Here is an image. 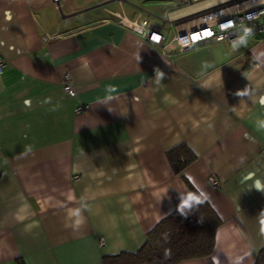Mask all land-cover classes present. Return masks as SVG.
Here are the masks:
<instances>
[{
	"label": "crops",
	"instance_id": "1",
	"mask_svg": "<svg viewBox=\"0 0 264 264\" xmlns=\"http://www.w3.org/2000/svg\"><path fill=\"white\" fill-rule=\"evenodd\" d=\"M67 1L0 0V264L134 254L194 194L220 226L209 257L180 264H254L264 249V41L167 59L117 26L109 13L119 12L63 14ZM182 145L194 160L175 174L166 153Z\"/></svg>",
	"mask_w": 264,
	"mask_h": 264
},
{
	"label": "built area",
	"instance_id": "2",
	"mask_svg": "<svg viewBox=\"0 0 264 264\" xmlns=\"http://www.w3.org/2000/svg\"><path fill=\"white\" fill-rule=\"evenodd\" d=\"M52 1L58 3L61 0ZM245 1L175 0L173 7L166 10L163 17H156L132 5L130 7L135 9L133 19H129L123 10L109 14L115 18L117 26L138 35L163 57L171 59L216 44L236 47L246 41H264V2L245 7ZM126 3V0H119L120 6ZM245 29H250V33L245 35ZM241 37H244L243 43H240ZM4 67L5 62L0 57V75ZM64 89L69 96H74L68 80L64 83ZM86 109V106H78L75 112ZM208 184L212 188L220 186L216 178L208 179ZM104 244V239H101L100 246Z\"/></svg>",
	"mask_w": 264,
	"mask_h": 264
},
{
	"label": "trees",
	"instance_id": "3",
	"mask_svg": "<svg viewBox=\"0 0 264 264\" xmlns=\"http://www.w3.org/2000/svg\"><path fill=\"white\" fill-rule=\"evenodd\" d=\"M166 158L175 174H180L194 160L183 145L168 151ZM194 195L199 203L184 208L183 214L178 208L161 220L146 235L139 251L104 257L103 264H180L209 257L220 220L201 197ZM16 264L25 263L17 260ZM254 264H264V249L257 253Z\"/></svg>",
	"mask_w": 264,
	"mask_h": 264
},
{
	"label": "rangeland",
	"instance_id": "4",
	"mask_svg": "<svg viewBox=\"0 0 264 264\" xmlns=\"http://www.w3.org/2000/svg\"><path fill=\"white\" fill-rule=\"evenodd\" d=\"M127 3L123 5L122 10L125 11V14L129 19H133L135 16V10L130 7V5L143 9L156 17H163L166 10L171 9L175 3V0H126ZM61 12L63 14L66 13L69 6L77 9H88L91 8L90 12H88L87 16H105L103 9H107L110 11H116L120 13V9L118 7V0H68L66 3H61ZM56 12L60 16V12L58 9ZM84 15V16H86ZM81 18V17H80ZM82 18H84L82 16ZM81 21V20H80Z\"/></svg>",
	"mask_w": 264,
	"mask_h": 264
},
{
	"label": "clouds",
	"instance_id": "5",
	"mask_svg": "<svg viewBox=\"0 0 264 264\" xmlns=\"http://www.w3.org/2000/svg\"><path fill=\"white\" fill-rule=\"evenodd\" d=\"M245 35H247L248 33H250V29H245ZM244 42V37H241V40H240V43H243ZM192 198L191 197H188V198H181V203L179 205V210L181 211V213L183 214V210L184 208H191L192 206ZM195 203H199V201H195ZM70 215H73V216H76L78 217L75 221V224L76 225H79L83 222V218L80 216V210L79 209H76L75 211L71 212ZM262 223H264V221H262Z\"/></svg>",
	"mask_w": 264,
	"mask_h": 264
},
{
	"label": "bare ground",
	"instance_id": "6",
	"mask_svg": "<svg viewBox=\"0 0 264 264\" xmlns=\"http://www.w3.org/2000/svg\"><path fill=\"white\" fill-rule=\"evenodd\" d=\"M261 2H264V0H246L245 7L255 6Z\"/></svg>",
	"mask_w": 264,
	"mask_h": 264
},
{
	"label": "snow or ice",
	"instance_id": "7",
	"mask_svg": "<svg viewBox=\"0 0 264 264\" xmlns=\"http://www.w3.org/2000/svg\"><path fill=\"white\" fill-rule=\"evenodd\" d=\"M154 38H156V37H154Z\"/></svg>",
	"mask_w": 264,
	"mask_h": 264
}]
</instances>
